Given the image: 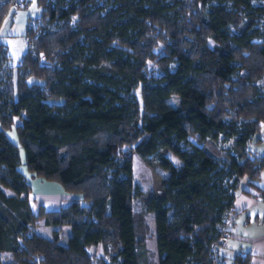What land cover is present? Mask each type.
<instances>
[{
	"label": "trees",
	"instance_id": "1",
	"mask_svg": "<svg viewBox=\"0 0 264 264\" xmlns=\"http://www.w3.org/2000/svg\"><path fill=\"white\" fill-rule=\"evenodd\" d=\"M18 1L30 2L0 0V264L4 254L8 264H91L89 247L111 241L118 264H155L135 197L154 215L157 264H212L210 248L230 219L240 178L264 171L253 145L264 122V91L255 83L264 77V6L36 0L41 14L25 26L32 42L14 75L1 30ZM158 30L167 45L153 74L147 62ZM17 118L28 169L75 195L58 210L35 214L30 206L20 148L8 136ZM219 141L231 142L227 153ZM132 153L152 170L145 195L136 191ZM40 221L69 225L67 243L57 230L40 234Z\"/></svg>",
	"mask_w": 264,
	"mask_h": 264
},
{
	"label": "rangeland",
	"instance_id": "2",
	"mask_svg": "<svg viewBox=\"0 0 264 264\" xmlns=\"http://www.w3.org/2000/svg\"><path fill=\"white\" fill-rule=\"evenodd\" d=\"M19 5H23L22 1H18ZM253 3L255 5H263L264 6V0H254ZM14 9L16 10L15 14L12 16H8L7 19H5L2 30H1V41L4 42L7 45L8 48V54L11 58V65L14 67V75H16L17 72V66L23 56V54L26 52L28 43L26 42V36H25V26L28 21L34 20L35 23L38 22L39 16L41 14V8L37 4L36 0H30L28 6L26 8H20ZM192 14L194 17H197L198 14V8L197 6H192L191 8ZM30 18V19H29ZM258 26L264 30V16L259 19ZM152 36L156 40L158 38V42H155V49L154 54L151 59L147 62V70L150 73H157L160 74V60L159 57H162L165 54L166 51V34L165 32L161 31H152ZM211 44H213L212 41H210ZM174 66V65H172ZM243 72V71H242ZM36 81L35 77H30L29 82L33 83ZM256 85L263 88L264 91V77L258 78L256 80ZM137 96L139 101L142 104V97H141V89L139 88L137 90ZM21 124L20 119H16L15 124L12 128H17V125ZM261 136L262 140L259 143L253 142V145L256 146L255 149H257L258 155H264V122L261 124L260 131L257 134V137ZM231 146V142L224 143L223 141H219V147L224 150L225 153L228 152L229 147ZM124 150L129 151L131 150L129 145H124ZM22 154H25L24 149H21ZM133 157V168H134V180H135V187L137 193H141L143 195L149 193L151 190V178H152V170L148 166V164L136 153H132ZM170 157L173 159V161L176 164H179V160L170 154ZM223 163L220 164L222 166ZM262 180L264 181V174L262 175ZM83 204L87 205V201H83ZM133 207L136 212V214H145L147 223L150 227V237L147 240V247L150 251V255L153 258V260L156 261L155 264H157V245H156V239L154 235L155 230V222H154V215L153 213H147L145 211L144 205L140 197H135L133 200ZM55 229L43 227L41 225L38 228V231H42L44 234L48 235L49 237H53L54 231H58L59 233V242L66 244L67 239L71 233V227L69 225H63L62 227L59 226H53ZM117 254V244L114 243V241H111L110 243L106 245H97V246H91L88 249V259L90 260L91 264H95L96 260L102 261V263L111 264L113 262L112 256H115ZM11 255H4V261L8 264L10 262H13V259L11 258ZM111 261V262H110Z\"/></svg>",
	"mask_w": 264,
	"mask_h": 264
},
{
	"label": "crops",
	"instance_id": "3",
	"mask_svg": "<svg viewBox=\"0 0 264 264\" xmlns=\"http://www.w3.org/2000/svg\"><path fill=\"white\" fill-rule=\"evenodd\" d=\"M8 136L20 148L19 169L30 184L29 202L33 212L38 214L40 208H45L47 211L58 210L69 204L75 195L67 192L58 180H48L28 169L25 163V154L21 152L22 147L16 128L9 130ZM263 174L264 171H262L260 179H251L245 175L238 182L235 191V205L228 220L231 237L228 245L221 249L225 264H242L237 261L239 255L246 259L248 264H264V202L261 200V195L264 194L260 191L264 190ZM5 191L8 195L14 194V191L9 188H5ZM41 225L55 229L40 221L37 231ZM38 232L47 238H52L42 231Z\"/></svg>",
	"mask_w": 264,
	"mask_h": 264
},
{
	"label": "built area",
	"instance_id": "4",
	"mask_svg": "<svg viewBox=\"0 0 264 264\" xmlns=\"http://www.w3.org/2000/svg\"><path fill=\"white\" fill-rule=\"evenodd\" d=\"M20 5L19 2L14 3L13 8L14 9H19ZM30 23L35 24L34 20H30ZM26 42L28 44H31L32 38L31 37H26ZM261 200L264 202V195H261ZM222 233L220 237L212 244L210 250L212 254V264H225L224 258L221 255V249L226 247L228 245V242L231 237V230L229 227V221L226 222L224 226L221 228ZM113 262L111 264H118L121 261V258L119 257L118 260L116 261L114 256H112ZM111 262V261H110ZM95 264H107L102 263V261L96 260ZM249 264H255V263H249Z\"/></svg>",
	"mask_w": 264,
	"mask_h": 264
}]
</instances>
